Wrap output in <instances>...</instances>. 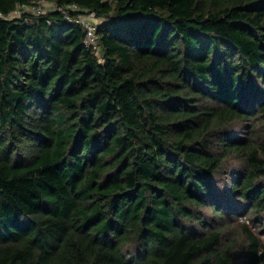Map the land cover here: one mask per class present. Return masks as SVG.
Masks as SVG:
<instances>
[{
	"label": "trees",
	"instance_id": "1",
	"mask_svg": "<svg viewBox=\"0 0 264 264\" xmlns=\"http://www.w3.org/2000/svg\"><path fill=\"white\" fill-rule=\"evenodd\" d=\"M0 264H264V0H0Z\"/></svg>",
	"mask_w": 264,
	"mask_h": 264
},
{
	"label": "built area",
	"instance_id": "2",
	"mask_svg": "<svg viewBox=\"0 0 264 264\" xmlns=\"http://www.w3.org/2000/svg\"><path fill=\"white\" fill-rule=\"evenodd\" d=\"M30 10H27L26 8ZM48 9H58L65 16L75 22L81 24L86 28V43L91 48H96L98 44L97 29L101 22V19L96 15L94 11L82 9L77 4H72L67 7H60L54 2L50 1H40L38 4L33 6H21L14 14H20L22 11H32L34 13H42ZM71 12H74L73 15Z\"/></svg>",
	"mask_w": 264,
	"mask_h": 264
},
{
	"label": "rangeland",
	"instance_id": "3",
	"mask_svg": "<svg viewBox=\"0 0 264 264\" xmlns=\"http://www.w3.org/2000/svg\"><path fill=\"white\" fill-rule=\"evenodd\" d=\"M27 10H30L28 7L26 8ZM245 219V217H243V219L242 220H244ZM246 222H248L247 220H246ZM253 229H254V227H252ZM255 230V229H254ZM260 232H262V231H260ZM263 235V234H262Z\"/></svg>",
	"mask_w": 264,
	"mask_h": 264
}]
</instances>
